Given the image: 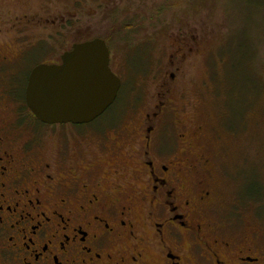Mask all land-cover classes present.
I'll return each instance as SVG.
<instances>
[{
    "label": "flooded vegetation",
    "instance_id": "af4514ba",
    "mask_svg": "<svg viewBox=\"0 0 264 264\" xmlns=\"http://www.w3.org/2000/svg\"><path fill=\"white\" fill-rule=\"evenodd\" d=\"M51 1L0 0V264H264V229L244 207L214 211L209 186L194 178V162L208 165V157H190L189 143L181 158L158 148L154 122L164 102L139 126L116 125L120 111L111 107L124 68H114L104 36L88 40L101 38L109 49L121 82L114 103L81 125L33 116L25 101L30 73L61 65L75 44L63 46V16L49 24ZM252 213L257 219L264 210Z\"/></svg>",
    "mask_w": 264,
    "mask_h": 264
},
{
    "label": "rangeland",
    "instance_id": "374dc122",
    "mask_svg": "<svg viewBox=\"0 0 264 264\" xmlns=\"http://www.w3.org/2000/svg\"><path fill=\"white\" fill-rule=\"evenodd\" d=\"M50 13L49 24L65 18L63 46L96 35L113 46L125 84L111 107L116 125L139 126L164 102L158 148L181 158L189 143L190 157H208L194 162V178L209 186L214 211L244 207L264 229L252 213L264 210V0H52Z\"/></svg>",
    "mask_w": 264,
    "mask_h": 264
},
{
    "label": "water",
    "instance_id": "95a60500",
    "mask_svg": "<svg viewBox=\"0 0 264 264\" xmlns=\"http://www.w3.org/2000/svg\"><path fill=\"white\" fill-rule=\"evenodd\" d=\"M61 61L32 70L26 105L45 124L89 123L114 103L121 86L109 67V49L103 39L94 38L73 44Z\"/></svg>",
    "mask_w": 264,
    "mask_h": 264
}]
</instances>
